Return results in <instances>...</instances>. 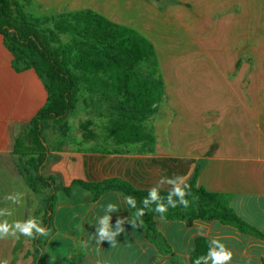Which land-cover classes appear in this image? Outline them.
<instances>
[{
	"label": "crops",
	"instance_id": "0c3cea01",
	"mask_svg": "<svg viewBox=\"0 0 264 264\" xmlns=\"http://www.w3.org/2000/svg\"><path fill=\"white\" fill-rule=\"evenodd\" d=\"M29 1L40 18L88 11L136 32L154 50L164 90L148 121L151 150L142 144L111 151L76 148L73 141L55 149L47 144L42 175L64 187L121 180L140 191H174L194 180L209 193L230 196L234 214L264 236V0ZM13 62L0 34V222L14 227L15 221L37 219L49 191L32 189L28 149H15L48 92L34 69L17 71ZM96 117L92 144L116 146L107 139L106 120L98 112ZM109 204L118 210L107 212ZM105 215L111 216L109 231L117 232L114 244L98 235ZM155 223L158 242L148 238L119 193L91 201L75 187L71 197L59 195L54 231L45 242L47 264H191L200 238L211 242V251H219L214 239L223 243L233 253L228 264H264L263 239L218 221ZM17 234L19 239L0 240V262L33 264L32 238Z\"/></svg>",
	"mask_w": 264,
	"mask_h": 264
},
{
	"label": "trees",
	"instance_id": "16d2710c",
	"mask_svg": "<svg viewBox=\"0 0 264 264\" xmlns=\"http://www.w3.org/2000/svg\"><path fill=\"white\" fill-rule=\"evenodd\" d=\"M0 34L14 58L17 71L32 68L44 81L48 98L45 107L37 114L26 133L16 141V154L30 156L28 165L35 174L28 175V182L36 192L48 190L45 207L37 215V223L48 234L36 233L33 264H47L45 242L54 231L53 217L60 194L71 197L75 187L89 194L95 201L109 192L135 198L130 206L131 216L145 229L150 240L158 242L156 219L166 222L179 221L191 225L198 220L218 221L242 233L264 240V236L241 221L231 210L230 196L212 194L196 186L195 181L181 189L189 206L179 204L180 197L171 195L175 208L169 203L174 191H158L160 200L168 206L167 212L155 211L156 203L143 200L149 191L132 188L121 180L101 183L75 182L70 187L60 185L54 178L42 175L48 162L45 133L53 131L63 137L69 130L66 123L79 103L87 110L91 105L101 119L107 139L119 148L142 144L151 150L154 143L150 118L158 113L164 90L158 75L152 46L136 32L113 25L92 12H75L47 17H37L31 11L29 0H0ZM91 119L80 125L84 142L96 139ZM31 147L25 148L24 142ZM121 152V151H119ZM143 209L144 215L138 211ZM212 249L209 240L200 238L191 255V264L198 258L204 264Z\"/></svg>",
	"mask_w": 264,
	"mask_h": 264
},
{
	"label": "clouds",
	"instance_id": "9594fccd",
	"mask_svg": "<svg viewBox=\"0 0 264 264\" xmlns=\"http://www.w3.org/2000/svg\"><path fill=\"white\" fill-rule=\"evenodd\" d=\"M187 178V176H186ZM169 183L172 181L169 180ZM163 183V180L161 181ZM158 187L157 188H152L149 190V196L146 197L143 200V204L145 207L149 204V202L156 203V208L155 211L157 213H165L168 210V206L163 204L162 202L157 203V201L160 200V197L158 195ZM188 185H185V188H188ZM178 195L181 199L179 201V204L183 205L184 207L189 206V201L184 199L185 196V190L181 189L179 186L175 187L174 192L170 194L169 196V203L171 204V207L175 208L177 206L176 202L171 201V195ZM8 198H11L10 194ZM127 203L135 207L136 206V201L134 197L127 196L125 197ZM118 209L116 208L115 205L109 204L107 206V212L111 211H117ZM138 215L142 216L144 215L143 209L138 211ZM110 220L111 216L110 215H105L103 219L100 220V223L102 227L98 229V235L100 237V241H103L105 238L108 239L111 243L114 244V236L117 234V232H110ZM14 227L13 224H10L7 220L0 222V240L8 238V236H12L14 239H19V236L17 233L22 234L24 236H28L31 238H35L36 233H38L41 236H46L48 234L47 229L42 227L39 223H37V220L35 218H30L26 222H20V221H15ZM117 228L118 232H123L124 229L123 227H120L121 225L124 224V220L120 219L117 220ZM212 243L216 244L217 247L219 248V251H211L210 258L212 260V264H228V262L232 259L233 253L226 248V246L221 243L218 239H214ZM200 259L198 258L195 262V264H200ZM0 264H9L7 260L0 262Z\"/></svg>",
	"mask_w": 264,
	"mask_h": 264
},
{
	"label": "rangeland",
	"instance_id": "374dc122",
	"mask_svg": "<svg viewBox=\"0 0 264 264\" xmlns=\"http://www.w3.org/2000/svg\"><path fill=\"white\" fill-rule=\"evenodd\" d=\"M91 106H92L91 109L87 110L85 106L82 104V102L77 105L76 110L73 112V114L70 117H68L66 121L69 130L64 137L61 133L58 134L50 130L47 131L45 133L46 134L45 139L48 146L52 149H55L58 146H62L64 143H71L73 141L72 146L76 148L82 147L83 149H99L105 151L121 149V148H117L115 145L108 146L107 144L104 145L102 143L92 144V142L91 143L84 142L82 138V131L80 130V125L89 119L93 120L95 124H100L98 117H96L97 112L95 111L94 106L93 105ZM91 129L93 131L96 130L94 126ZM95 132L96 134L100 133L99 130ZM61 140H63L62 144H61Z\"/></svg>",
	"mask_w": 264,
	"mask_h": 264
}]
</instances>
